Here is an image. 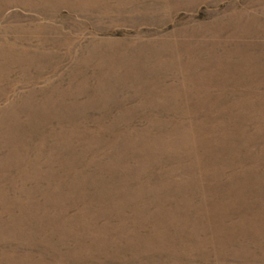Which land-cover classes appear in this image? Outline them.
Listing matches in <instances>:
<instances>
[{
  "label": "rangeland",
  "instance_id": "1",
  "mask_svg": "<svg viewBox=\"0 0 264 264\" xmlns=\"http://www.w3.org/2000/svg\"><path fill=\"white\" fill-rule=\"evenodd\" d=\"M0 264H264V0H0Z\"/></svg>",
  "mask_w": 264,
  "mask_h": 264
}]
</instances>
